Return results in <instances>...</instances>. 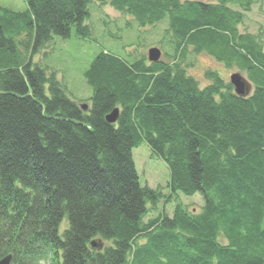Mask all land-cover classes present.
<instances>
[{
	"label": "trees",
	"instance_id": "trees-1",
	"mask_svg": "<svg viewBox=\"0 0 264 264\" xmlns=\"http://www.w3.org/2000/svg\"><path fill=\"white\" fill-rule=\"evenodd\" d=\"M25 1L24 11L0 5V259L264 264V50L239 29L258 0ZM94 1L141 26L168 18L175 61L101 52L85 72L84 110L35 55L74 28L90 38ZM190 51L246 71L252 93L238 96L214 71L201 88L182 66ZM143 143L169 165L174 194L204 195L202 211L178 203L145 220L163 193L139 181ZM97 238L110 245L91 248Z\"/></svg>",
	"mask_w": 264,
	"mask_h": 264
},
{
	"label": "rangeland",
	"instance_id": "rangeland-1",
	"mask_svg": "<svg viewBox=\"0 0 264 264\" xmlns=\"http://www.w3.org/2000/svg\"><path fill=\"white\" fill-rule=\"evenodd\" d=\"M201 1L216 2V0ZM0 5L14 11H24L28 8L25 0H0ZM89 9L90 17L85 24L91 29L90 38L77 36L74 28L71 38L54 36L47 47L35 55L36 58L40 57L44 66H49L56 73L66 93L78 103L92 104L94 89L88 83L85 72L96 56L103 51L132 60L142 56L148 57L149 50L158 47L161 50L159 61H175L171 46L172 35L167 31L168 18L155 25L141 26L133 16L119 12L110 4L94 1ZM239 29L241 32L255 35L264 50V0H258L251 10L245 13ZM182 66L196 79L201 88L212 83L207 77L208 71L217 72L227 84H232L231 75L235 73H240L249 80L246 71L236 66L227 67L206 52L196 54L190 51L182 61ZM133 157L140 183L163 193L156 206L149 204L151 209L145 220L150 221L162 215L171 217L178 203L185 205L191 212L202 211L205 204L204 195L200 192L191 196L183 193L174 194L170 188L172 174L169 165L155 155L146 143L133 149ZM67 221L65 218L62 229L67 225ZM139 242L143 244L146 240L141 238ZM220 242L227 243L223 237H220ZM105 245H110V242H106Z\"/></svg>",
	"mask_w": 264,
	"mask_h": 264
},
{
	"label": "water",
	"instance_id": "water-1",
	"mask_svg": "<svg viewBox=\"0 0 264 264\" xmlns=\"http://www.w3.org/2000/svg\"><path fill=\"white\" fill-rule=\"evenodd\" d=\"M160 58H161V50L158 47H153L149 50L148 59L151 62H157L160 60ZM231 82L234 85L235 93L238 96L247 97L253 91L252 82L247 78H245L244 76H242L240 73H235L231 75ZM82 108L84 110H87L89 106L87 104H83ZM119 114H120V110L116 108L107 116L108 121L112 123L117 122L119 118ZM90 246L93 249H97L98 251H101L105 247V242L103 239L97 238L91 241ZM12 258H13L12 254H9L0 260V264H11Z\"/></svg>",
	"mask_w": 264,
	"mask_h": 264
},
{
	"label": "crops",
	"instance_id": "crops-1",
	"mask_svg": "<svg viewBox=\"0 0 264 264\" xmlns=\"http://www.w3.org/2000/svg\"><path fill=\"white\" fill-rule=\"evenodd\" d=\"M36 58V57H35ZM40 59V57L36 58L35 60L38 61Z\"/></svg>",
	"mask_w": 264,
	"mask_h": 264
},
{
	"label": "bare ground",
	"instance_id": "bare-ground-1",
	"mask_svg": "<svg viewBox=\"0 0 264 264\" xmlns=\"http://www.w3.org/2000/svg\"><path fill=\"white\" fill-rule=\"evenodd\" d=\"M151 62V61H150ZM215 72V71H214ZM242 75V74H241Z\"/></svg>",
	"mask_w": 264,
	"mask_h": 264
}]
</instances>
